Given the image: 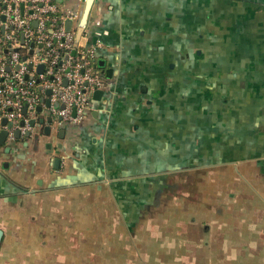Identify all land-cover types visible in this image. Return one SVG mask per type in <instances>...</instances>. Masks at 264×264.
Masks as SVG:
<instances>
[{
    "label": "crops",
    "instance_id": "obj_1",
    "mask_svg": "<svg viewBox=\"0 0 264 264\" xmlns=\"http://www.w3.org/2000/svg\"><path fill=\"white\" fill-rule=\"evenodd\" d=\"M57 5L109 89L0 145V264H264V0Z\"/></svg>",
    "mask_w": 264,
    "mask_h": 264
},
{
    "label": "built area",
    "instance_id": "obj_2",
    "mask_svg": "<svg viewBox=\"0 0 264 264\" xmlns=\"http://www.w3.org/2000/svg\"><path fill=\"white\" fill-rule=\"evenodd\" d=\"M81 18L57 0H0V125L10 123L9 141L32 130L38 107L56 126L75 125L92 112V94L109 89L93 68L101 43L81 46L65 27Z\"/></svg>",
    "mask_w": 264,
    "mask_h": 264
},
{
    "label": "water",
    "instance_id": "obj_3",
    "mask_svg": "<svg viewBox=\"0 0 264 264\" xmlns=\"http://www.w3.org/2000/svg\"><path fill=\"white\" fill-rule=\"evenodd\" d=\"M69 26H70V22L69 21H67L66 22V29H68L69 28ZM42 71V66H39V68H38V72H41ZM107 74L109 73V71H107L106 72ZM108 77H109V75H107ZM47 93H49V91H47ZM102 93H101V91H95L93 94H92V97L94 98V99H97L100 95H101ZM46 104V106H48V102H46L45 103ZM37 111H40V107H38L37 108ZM51 119L49 118V120L48 121H50ZM39 122L40 123H42L43 122V120L41 119V120H39ZM7 123H6V120L4 119L2 122H1V125L2 126H4V125H6ZM21 125H22V123H20ZM30 125L33 127V125H34V121H31L30 122ZM7 126L9 127L10 126V123H8L7 124ZM46 131H48V133H49V127H46ZM63 132V131H62ZM47 133V132H46ZM7 136H8V133H7V131L6 130H1L0 131V145H2V144H4L5 143V141H6V139H7ZM18 136H19V133L16 131V132H14L13 133V137L14 138H18ZM29 136V133H26V137H28ZM58 163V160L56 159L55 160V167L57 166L56 164ZM1 236H2V232L0 231V240H1Z\"/></svg>",
    "mask_w": 264,
    "mask_h": 264
},
{
    "label": "trees",
    "instance_id": "obj_4",
    "mask_svg": "<svg viewBox=\"0 0 264 264\" xmlns=\"http://www.w3.org/2000/svg\"><path fill=\"white\" fill-rule=\"evenodd\" d=\"M93 68L96 70V65H95V63L93 64Z\"/></svg>",
    "mask_w": 264,
    "mask_h": 264
},
{
    "label": "rangeland",
    "instance_id": "obj_5",
    "mask_svg": "<svg viewBox=\"0 0 264 264\" xmlns=\"http://www.w3.org/2000/svg\"><path fill=\"white\" fill-rule=\"evenodd\" d=\"M38 115H41V113H39Z\"/></svg>",
    "mask_w": 264,
    "mask_h": 264
}]
</instances>
